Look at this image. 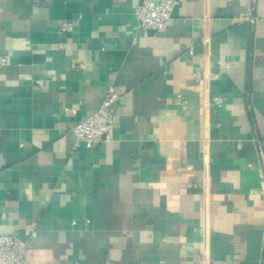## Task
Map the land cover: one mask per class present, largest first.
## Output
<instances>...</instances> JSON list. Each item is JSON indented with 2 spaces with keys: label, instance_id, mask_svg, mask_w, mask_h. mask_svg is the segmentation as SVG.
<instances>
[{
  "label": "crops",
  "instance_id": "crops-1",
  "mask_svg": "<svg viewBox=\"0 0 264 264\" xmlns=\"http://www.w3.org/2000/svg\"><path fill=\"white\" fill-rule=\"evenodd\" d=\"M137 2L0 0V233L28 264H264V0L156 31ZM109 87L112 139L73 146Z\"/></svg>",
  "mask_w": 264,
  "mask_h": 264
},
{
  "label": "built area",
  "instance_id": "built-area-1",
  "mask_svg": "<svg viewBox=\"0 0 264 264\" xmlns=\"http://www.w3.org/2000/svg\"><path fill=\"white\" fill-rule=\"evenodd\" d=\"M176 0H138L134 8L137 27L156 31L171 17ZM72 24L62 21L59 25L61 31L72 30ZM5 58L0 57V64ZM118 99V93L109 87L100 106L89 116L77 121L72 127L73 146L84 145L91 147L95 144L109 141L113 133V116L111 107ZM215 105H221L223 99L212 97ZM27 245L25 240L16 233H0V264H28L25 253Z\"/></svg>",
  "mask_w": 264,
  "mask_h": 264
}]
</instances>
